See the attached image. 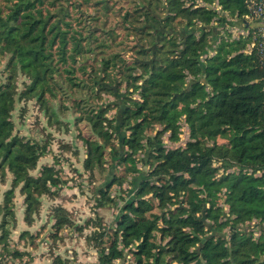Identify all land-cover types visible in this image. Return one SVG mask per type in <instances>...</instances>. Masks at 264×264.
Listing matches in <instances>:
<instances>
[{
    "label": "trees",
    "instance_id": "1",
    "mask_svg": "<svg viewBox=\"0 0 264 264\" xmlns=\"http://www.w3.org/2000/svg\"><path fill=\"white\" fill-rule=\"evenodd\" d=\"M215 1L132 0L113 24L111 0H0V182L11 177L0 202L4 250L16 190L32 225L43 197H59L67 182L55 164L39 166L46 146L16 132V104L35 99L51 118L56 103L75 112L87 130L78 136L84 171L103 175L97 205L118 209L112 225L88 220L95 264H264V66L242 51L246 40L215 47L224 21ZM246 1L218 3L241 16ZM106 94L113 100L103 104ZM181 133L185 146L168 148L163 137L181 142ZM51 217L56 241L67 226L83 231L63 206Z\"/></svg>",
    "mask_w": 264,
    "mask_h": 264
},
{
    "label": "rangeland",
    "instance_id": "2",
    "mask_svg": "<svg viewBox=\"0 0 264 264\" xmlns=\"http://www.w3.org/2000/svg\"><path fill=\"white\" fill-rule=\"evenodd\" d=\"M111 1L114 5L116 3L111 18V22L114 24L121 19L123 9L131 8L132 0ZM5 64L6 62L3 61L0 65V77ZM0 81L2 82L1 78ZM22 82L21 77L18 82L20 87ZM102 98L103 104L113 100V97L107 94L102 95ZM66 105L68 106V102ZM55 106L57 114L53 118L42 111V106L35 99L18 102L12 113V121L20 136L37 140L47 147V152L41 157L39 166L55 164L56 168L60 170L61 177L67 182L62 185L59 197H43L40 214L32 225H28L24 221V198L16 190L14 202L18 219L17 226L12 228L8 250H4L3 245L0 244V264H53L54 259L58 256L68 264H95L98 254L87 240L94 232V228L93 223L88 220L89 218L94 220L99 218L98 221L106 227L113 224L118 212L117 207L110 204L103 207L97 205L95 190L101 185L103 175L91 177L84 171L83 162L87 152L78 137L80 129H84V124L78 128L73 110L61 111L59 103H56ZM115 113V110L110 111L108 116L111 117ZM59 121L61 124H57ZM181 123L184 122L181 121ZM185 130L188 131L187 126H185ZM86 131L84 129V132ZM169 137V134L163 137L168 148L184 147L188 141L186 133H181V142L173 143ZM6 179V183L0 182V202L3 200L2 193L10 188V175ZM123 190L121 198L124 199L130 192L129 182L124 184ZM111 192L112 196H116L117 199L119 187H115ZM56 206H63L69 212L70 220L75 225L81 226L83 231L80 232L67 226L60 232V238L56 241L53 238L55 220L51 217ZM26 231L29 232V235L23 238L22 234ZM260 234V231L255 232L256 237ZM16 251L23 254L17 257L14 255Z\"/></svg>",
    "mask_w": 264,
    "mask_h": 264
},
{
    "label": "built area",
    "instance_id": "3",
    "mask_svg": "<svg viewBox=\"0 0 264 264\" xmlns=\"http://www.w3.org/2000/svg\"><path fill=\"white\" fill-rule=\"evenodd\" d=\"M246 5L248 12L241 16L238 14L231 16L222 10L218 0L210 6L220 17L224 18L222 25L218 27L219 41L215 47L219 45L221 39L246 40L247 45L242 51L248 55L256 53L264 66V0H247ZM212 25L216 26L218 22L214 20ZM209 54L213 56L214 50H210ZM261 174V172L258 173V175Z\"/></svg>",
    "mask_w": 264,
    "mask_h": 264
}]
</instances>
